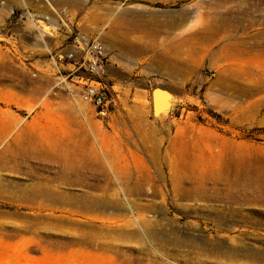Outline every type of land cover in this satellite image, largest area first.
Wrapping results in <instances>:
<instances>
[{
	"label": "rangeland",
	"instance_id": "obj_1",
	"mask_svg": "<svg viewBox=\"0 0 264 264\" xmlns=\"http://www.w3.org/2000/svg\"><path fill=\"white\" fill-rule=\"evenodd\" d=\"M0 124V264H264V0H0Z\"/></svg>",
	"mask_w": 264,
	"mask_h": 264
},
{
	"label": "built area",
	"instance_id": "obj_2",
	"mask_svg": "<svg viewBox=\"0 0 264 264\" xmlns=\"http://www.w3.org/2000/svg\"><path fill=\"white\" fill-rule=\"evenodd\" d=\"M80 52L82 50L76 47L71 53L62 54L59 59L61 61L75 60ZM84 52L85 64H83V67L89 77L85 79L86 81L82 85L74 84L75 97L93 108L98 114L106 116L113 113L117 107L111 93L113 87H110L104 78L105 66L103 60L106 57V49L102 43L94 42L88 44ZM79 69L74 67L75 72Z\"/></svg>",
	"mask_w": 264,
	"mask_h": 264
},
{
	"label": "bare ground",
	"instance_id": "obj_3",
	"mask_svg": "<svg viewBox=\"0 0 264 264\" xmlns=\"http://www.w3.org/2000/svg\"><path fill=\"white\" fill-rule=\"evenodd\" d=\"M9 128H10V125H8V124H0V135L1 134L2 135H6L8 133V131H9ZM181 152H182V150H181ZM183 154H181V156H180L181 158H180V163H179L181 168H183L182 169L183 172L180 174L177 171V173H176V176H175L176 189L179 190L182 187V185L185 182H187V181H194L195 180L196 183H197V185L195 186V190H192L190 192H185V194L189 193V195H193V196H196V197L202 196V194H203L202 192L204 191V188H202L204 186V184L202 183V173H203V171L201 169L196 170L199 166L193 165V167H192L193 168V172L191 173V169H189V162H187V160H185ZM10 155H13V153H11L10 151L9 152H4L3 154L0 155V169L4 166V164H6V162H13L14 158L12 156H10ZM213 165H217V161H214ZM221 172H219L220 176H216L217 172H213V174H212L213 178L215 179L217 177V178L229 181L230 177H231V174L225 169L221 170Z\"/></svg>",
	"mask_w": 264,
	"mask_h": 264
},
{
	"label": "water",
	"instance_id": "obj_4",
	"mask_svg": "<svg viewBox=\"0 0 264 264\" xmlns=\"http://www.w3.org/2000/svg\"><path fill=\"white\" fill-rule=\"evenodd\" d=\"M162 94L163 91L161 89H156L153 91V106L155 112H158L160 110Z\"/></svg>",
	"mask_w": 264,
	"mask_h": 264
}]
</instances>
